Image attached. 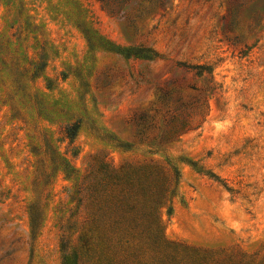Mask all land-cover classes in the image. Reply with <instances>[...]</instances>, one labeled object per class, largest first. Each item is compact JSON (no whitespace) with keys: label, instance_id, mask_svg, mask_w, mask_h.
<instances>
[{"label":"rangeland","instance_id":"rangeland-1","mask_svg":"<svg viewBox=\"0 0 264 264\" xmlns=\"http://www.w3.org/2000/svg\"><path fill=\"white\" fill-rule=\"evenodd\" d=\"M129 46L160 55L115 50ZM189 63L210 64L213 81ZM178 106L201 112L198 126L148 154L140 139ZM166 158L179 170L167 240L263 259L264 0H0V264H62L61 236L84 219L77 183L103 161Z\"/></svg>","mask_w":264,"mask_h":264},{"label":"trees","instance_id":"trees-1","mask_svg":"<svg viewBox=\"0 0 264 264\" xmlns=\"http://www.w3.org/2000/svg\"><path fill=\"white\" fill-rule=\"evenodd\" d=\"M115 50L126 57L149 60L160 55L145 46L116 47ZM45 63L42 60L35 71L42 70ZM187 65L198 75H208L213 81L210 64ZM214 88L211 86L209 91ZM161 98L167 99L166 95ZM179 109L180 106L167 110L168 121L157 137L140 139L139 143L148 149V154L164 151L165 146L175 143L184 132L198 126L195 125L202 117L201 112L182 117ZM80 125L76 120L64 126V134L71 143ZM52 162L61 165L68 175L75 173V168L65 159L60 158L59 162L53 159ZM166 163L149 159L142 164L117 168L103 161L77 183L76 197L72 198L75 200L72 216L82 208L84 219L81 223L72 221L61 236L62 264H264V258L254 262L226 249L190 251L167 240L161 207L168 205V211H171L179 170L168 158ZM192 165L203 172L196 164ZM205 174L232 190L216 173L206 171ZM36 225L32 216V229Z\"/></svg>","mask_w":264,"mask_h":264}]
</instances>
